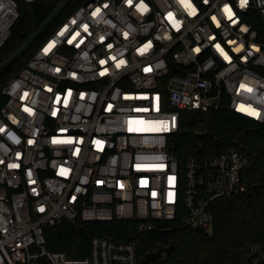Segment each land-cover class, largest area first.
<instances>
[{
	"label": "built area",
	"instance_id": "obj_1",
	"mask_svg": "<svg viewBox=\"0 0 264 264\" xmlns=\"http://www.w3.org/2000/svg\"><path fill=\"white\" fill-rule=\"evenodd\" d=\"M19 7L0 0V46ZM2 92L0 264H138L136 234L212 232L215 202L248 188L245 151L198 142L182 162L170 144L184 110L224 101L264 123V0H85ZM128 220L81 237L84 255L47 245L46 228Z\"/></svg>",
	"mask_w": 264,
	"mask_h": 264
},
{
	"label": "trees",
	"instance_id": "obj_2",
	"mask_svg": "<svg viewBox=\"0 0 264 264\" xmlns=\"http://www.w3.org/2000/svg\"><path fill=\"white\" fill-rule=\"evenodd\" d=\"M63 0H19L20 16L12 27L9 40L0 46V64L12 55ZM85 0H72L65 10L45 29L24 56L0 75V109L7 101L2 92L11 77L33 56L41 43L69 14ZM202 142L209 155L230 149H240L251 157V166L244 179L248 188L214 204L212 232L188 228L173 221H160L159 227L133 237L138 249V264H244L253 244L264 245V123L233 111L226 101L218 110H184L181 126L171 141V151L183 162L191 149ZM135 221L88 222L80 229L67 222L60 227L46 228L47 245L54 250H66L72 255L79 239L90 238L92 231L113 233L117 226ZM133 231V230H132ZM174 243L173 250L159 256L144 258L161 244ZM144 258V259H143Z\"/></svg>",
	"mask_w": 264,
	"mask_h": 264
},
{
	"label": "water",
	"instance_id": "obj_3",
	"mask_svg": "<svg viewBox=\"0 0 264 264\" xmlns=\"http://www.w3.org/2000/svg\"><path fill=\"white\" fill-rule=\"evenodd\" d=\"M71 1L72 0H63L55 9V11L39 26V28L33 32L32 35L12 55H10L0 64V75L24 56V54L36 42L45 29L65 10ZM174 68L175 70L177 69V67ZM173 246V242H171L169 245L161 244L157 250L146 253L144 258L159 256L163 253H169L173 250Z\"/></svg>",
	"mask_w": 264,
	"mask_h": 264
},
{
	"label": "snow or ice",
	"instance_id": "obj_4",
	"mask_svg": "<svg viewBox=\"0 0 264 264\" xmlns=\"http://www.w3.org/2000/svg\"><path fill=\"white\" fill-rule=\"evenodd\" d=\"M246 2H247V0H241V6H243V4L246 3ZM225 9L226 10H230V9H228L227 5H225ZM233 22H235V21H233ZM217 47H219V45H217ZM252 114L253 115H258V112H256V110H252Z\"/></svg>",
	"mask_w": 264,
	"mask_h": 264
}]
</instances>
